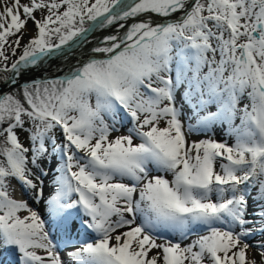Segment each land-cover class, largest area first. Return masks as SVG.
I'll list each match as a JSON object with an SVG mask.
<instances>
[{"label":"snow or ice","instance_id":"obj_1","mask_svg":"<svg viewBox=\"0 0 264 264\" xmlns=\"http://www.w3.org/2000/svg\"><path fill=\"white\" fill-rule=\"evenodd\" d=\"M0 264H264V0H0Z\"/></svg>","mask_w":264,"mask_h":264}]
</instances>
